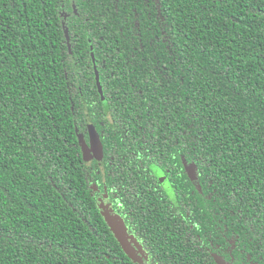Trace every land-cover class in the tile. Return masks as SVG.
<instances>
[{
  "label": "trees",
  "instance_id": "1",
  "mask_svg": "<svg viewBox=\"0 0 264 264\" xmlns=\"http://www.w3.org/2000/svg\"><path fill=\"white\" fill-rule=\"evenodd\" d=\"M102 199L143 264H264V0H0V264H141Z\"/></svg>",
  "mask_w": 264,
  "mask_h": 264
},
{
  "label": "rangeland",
  "instance_id": "2",
  "mask_svg": "<svg viewBox=\"0 0 264 264\" xmlns=\"http://www.w3.org/2000/svg\"><path fill=\"white\" fill-rule=\"evenodd\" d=\"M89 131H92V129L89 128ZM83 144H84V150L86 153L87 162L91 163L93 161V156L92 154H90V145L88 144V142H86L85 139L83 140ZM100 204H101L103 215L107 218L110 224V227L115 232L117 237L120 238V240H122V242L126 245L129 252L133 256H135V258H137L141 264H143L144 261L142 259L141 250L136 244V242L134 241V239L128 235L123 221L112 213L110 206H109V202L107 200L102 199L100 201Z\"/></svg>",
  "mask_w": 264,
  "mask_h": 264
},
{
  "label": "water",
  "instance_id": "3",
  "mask_svg": "<svg viewBox=\"0 0 264 264\" xmlns=\"http://www.w3.org/2000/svg\"><path fill=\"white\" fill-rule=\"evenodd\" d=\"M96 81H97V88L99 90L100 93H102V87H101V83L98 79V76L96 74ZM82 143V150H83V155L86 157V153H85V150H84V144H83V141L81 142ZM90 154H92V156L97 159L99 161V163L102 165V148H101V145L99 143V140L97 139V137L91 135V141H90ZM88 152V150H87ZM188 175L191 177V178H194V167L191 166L188 168ZM105 217V216H104ZM109 227H110V224L107 220V218L105 217ZM111 228V227H110ZM112 230V228H111ZM112 232L114 233L115 237L118 239V241L121 243V245L123 246V248L125 249V251L127 252V254L131 257V258H135V256H133L129 250L127 249L126 245L122 242V240H120V238L117 237V235L115 234V232L112 230Z\"/></svg>",
  "mask_w": 264,
  "mask_h": 264
}]
</instances>
